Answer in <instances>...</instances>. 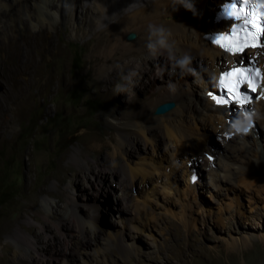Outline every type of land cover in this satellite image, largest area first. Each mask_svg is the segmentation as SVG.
<instances>
[{"label": "rangeland", "instance_id": "obj_1", "mask_svg": "<svg viewBox=\"0 0 264 264\" xmlns=\"http://www.w3.org/2000/svg\"><path fill=\"white\" fill-rule=\"evenodd\" d=\"M204 7L203 18H200L202 22L211 17L207 11L208 7ZM170 16L172 20L178 18L176 11L171 12L168 17ZM128 32L137 34L135 28H130ZM89 36L71 34L65 24L58 25L53 39L58 43L59 52L57 55L42 53L39 66L42 75L57 76L61 88L56 93L40 91L26 111L18 117L17 122L4 127V137L0 139V223L3 218L15 215L14 209L22 205L21 216L12 226V231L25 232L27 226L39 231V226L42 225L44 232L48 234V241L41 249L43 261H39L38 264H264V168L262 172L248 175L249 181L252 180L251 184L241 183L247 180L242 179L246 178L242 177L247 170L245 159L240 153L223 147V142L219 140L217 134L221 127L219 124L215 127L213 123L202 121L201 118L188 121L190 123L188 132L193 141L191 140V146L185 149L183 146L176 151L168 140L164 128L146 133L149 138L152 136L150 141L146 142L145 149L142 148V141L141 144L136 141L137 145L129 139L128 141L122 137L119 139L118 130L107 122V119L112 120L107 114V109H114L117 117L134 123L135 109L141 101L152 97L153 92L152 90H147L144 94L136 92L135 100L131 103L125 100L128 90H118L107 98L100 87L91 83L95 76L86 55V48L90 42L86 41V38ZM124 40L130 41L125 37ZM46 42L47 39L38 37L33 45ZM30 52L37 54L38 51L33 49ZM244 52L242 54L244 61L252 59L261 68L264 81V63H259L257 56L251 57L253 56L251 52L247 50ZM205 65L206 62L203 63L201 71L206 68ZM224 68H228V64ZM16 69L15 50L8 52L4 58L0 49V96L4 92L2 76L6 75L9 81L15 82L19 78ZM188 74L190 81L199 82L194 71ZM127 76L128 73L121 74V78ZM145 76L144 72L142 79ZM206 80L210 89L215 90L213 74L210 77L206 76ZM114 87H117V83H114ZM237 111L238 109L234 108L228 120L233 116L239 118ZM222 119L228 122L225 117ZM253 122L259 125L255 117ZM260 129L264 131L263 126ZM109 132L115 139L110 143V157L106 156L105 151L102 152L103 161L114 167L119 162L126 168L128 166L129 175L132 173L133 185L126 187L128 185L125 180H128V176L119 178L114 175L104 179L103 189L100 188L98 194L94 196L84 186L86 182L80 181L68 187L71 170L75 172L74 177L79 179L81 175L89 173L88 169L96 164L90 152H85L82 144L92 136L106 140ZM260 139L258 144L264 156V137L262 145ZM119 142H122L121 148ZM204 147L211 155L213 166L208 163L210 167L203 158H200L198 164L193 165V174L190 175L189 182H186L182 165L189 164V161L186 163L190 156L189 149L196 150L199 157H204V154L201 155ZM76 148L79 149L76 152L77 156L82 157L84 161L79 165L68 159ZM219 153L222 155L221 158ZM207 155L205 154L204 158ZM238 163L239 165H235ZM140 165L142 171L137 168ZM170 165L172 169L169 168ZM134 169L142 173L139 171L136 173ZM225 169L232 172L230 179L233 186L235 185L233 188L230 187L231 183L229 185L220 180L222 172L226 173ZM65 171L68 176L59 179ZM166 181L170 183L167 190L171 195L165 191ZM51 183L55 186L50 187ZM163 191L165 193H162ZM123 193L127 196L124 199L125 207L134 215L128 214L129 211L121 212L115 209L116 198L121 201ZM27 200L29 204L25 202ZM71 201H74L73 206L83 219L80 222L84 225L83 232L86 238L88 236L90 240L92 239V243L73 249V253H64L60 250H64L66 242L60 234L66 232V229L58 222ZM92 202L96 205V217L91 219L89 205ZM26 218L29 223L25 222ZM89 219L95 222L96 234L89 229L86 222L90 221ZM66 223L72 225L71 221ZM74 233L79 234L77 229ZM36 236L35 239H38L39 236ZM8 247L11 250H8ZM26 247L23 244L18 248L5 233L0 236V255L4 254L7 264L12 260L17 261ZM31 250L28 249L32 252ZM18 263L37 264L34 260L24 258Z\"/></svg>", "mask_w": 264, "mask_h": 264}, {"label": "bare ground", "instance_id": "obj_2", "mask_svg": "<svg viewBox=\"0 0 264 264\" xmlns=\"http://www.w3.org/2000/svg\"><path fill=\"white\" fill-rule=\"evenodd\" d=\"M227 1L228 0H193L198 12V15L195 17L191 11L186 10L183 6L176 5L175 7L180 6L179 11H176L178 18L172 20L171 16L168 17V15L174 11L172 0H0L1 55L5 58L8 52L15 50V55L17 57L16 74L19 77L15 82H11L7 79L6 75L2 76L4 92L2 96H0V139L4 137V127H7V125H14L17 122L18 117L26 111L33 98L40 91L47 90L48 92L56 93L61 88L57 76L42 75L39 63L40 55L44 52H47L50 55L58 54V43L53 39V34L59 24H65L69 27L71 34L80 33L82 36L90 35L86 38L87 40H85H90L89 45L86 48V55L90 60L89 67H91L95 76V80L91 81V83L100 87L107 98H110L112 94L118 91V88L114 87V83H117V86L120 85L123 89L129 91L128 95L125 96L127 103H131L135 100L136 92L140 91L143 94L146 93L147 90H152L153 92L152 97L143 100V102L141 101L135 109L134 123L123 120L122 117H117L114 109H107V114L113 120L107 119V122L118 130L119 139L122 137L127 141L129 139V141L133 143L136 141H139L138 143H140L142 141V148L145 149L146 142L150 141L152 136L151 135L149 138L146 133L149 134L153 130L164 128L166 136L169 138L168 140L174 145V148L177 151L182 149L181 147L183 146L184 149L191 146L192 137L188 132L190 126L188 121L191 119L194 121L196 118H201L202 121L213 123L215 127L219 124L221 127L218 129L219 131L217 130V134L220 137L219 140L223 142V147L233 152H237V154L240 153V156L245 159L244 162L247 166L245 169L247 170L245 171L243 169L245 175L242 177L246 178L239 177L247 180L246 182L244 180V182L241 183L251 184L252 180L249 181L250 177H248V175L262 172V169L264 168V156H262L258 144V140L261 138L260 144L262 145L264 137V135L261 137L262 134H264V131L260 129L261 126L264 127V81L258 86L256 93L251 92L252 96L248 100L239 99L224 104H216L214 98L217 97V93L215 90L210 89L208 81L206 80V76L210 77L211 74H213L214 80H216L220 72H223L232 66L244 64V57L242 55L245 53L244 51H227L212 44L206 37L207 35L212 34L213 31H221L229 27V23L225 18L217 19L216 17L217 13L223 8V4ZM204 6L208 7L207 11L211 16L206 22L200 21V18L202 17V8ZM105 16L107 19L104 18ZM98 20L102 21L106 27L98 28ZM149 24L163 25L170 31L171 35L169 37V42H174L176 59H180L185 55L191 58L189 67L196 73L195 75L198 76V83L189 80L188 71L182 72L178 67H175V70H173L175 61L169 59L166 51L161 50L162 54H158L155 57L150 55L149 50L147 49ZM221 26L223 27L220 28ZM130 28H135L137 34L135 33V37L130 41H125L124 37ZM38 37L47 39L46 44L39 43V45H33ZM33 49H37V54H32L30 52ZM247 52H251L253 55L251 57L257 56L259 58V63H264V44L262 42L249 47ZM205 62L206 68L201 71L203 63ZM226 64H228V68L225 69L224 66ZM144 72L146 73V76L142 79ZM125 73H128V76L134 73V75L131 76L130 82L121 78V74ZM203 73H206V76ZM258 95H260V97H258ZM165 101H173L175 104L174 107L165 114L154 115L153 110L155 106ZM240 101L242 102L240 103ZM13 104H15V106H12ZM234 108L238 109L237 114H239V118L236 116L233 117H236L239 120H241V115L244 111L253 110V119L255 117L259 125H251L247 130L235 127L232 122L233 117L228 120L229 116L234 112ZM130 115L132 116L133 114L131 113ZM223 117H225L228 122L224 121L222 119ZM193 124L195 126L194 122ZM138 137L140 139H138ZM114 139V135L109 132L106 140H100L99 137L96 136H92L85 140L82 147L85 152H90L96 164L94 167L87 168L89 173L81 175L79 179L74 177L75 172L71 170V177H69L67 184L68 187L80 181L81 183L86 182L84 186L90 191L91 195L94 196L95 194H98L100 188L103 189L102 184L104 179L107 176L111 177L114 175H117L119 178L128 176V180H125L127 181L126 185H128L126 187H131L133 185L134 181L132 179V173L129 175L128 171L130 169H127L128 166L126 168L124 164H120L119 162V164L114 167L103 161L104 151L106 156L110 157V143L113 142ZM130 142L129 144H131ZM118 144L121 148L122 142H119ZM112 149L114 150V148ZM119 150H117V152ZM199 150L201 151V149ZM202 150V154H199H204V157L205 154H208L206 158L203 156L199 157L200 155L198 156L196 150L189 149V160H187L188 158L186 159V163L189 161V164L187 163L188 166L185 165V163L182 165L184 168L182 171L186 176H184L186 182H189V177L193 174V165H197L200 158H203L204 160H202L206 161L207 164H211V155L206 151L205 147ZM78 151L79 149L76 148L68 158L75 161L77 165L84 162L82 157L77 156L76 152ZM122 152L123 151H121V153ZM216 156L217 154L215 157ZM220 156L222 157L219 153V157ZM235 165H239V163ZM232 166L231 168H234ZM140 167L142 169L141 165L137 168L142 171ZM143 167H145V165ZM169 168L172 169L171 165ZM224 168L225 167H223V169ZM239 169L241 170V168ZM137 171L135 170L134 172L137 173ZM229 171L226 170L225 174L222 172V176L219 178L221 181L228 184L231 183V185H229L233 188L235 185L233 186V182H231L232 180L230 179V174L232 172ZM146 172L149 173V171ZM65 176H68L66 171L59 177V179H63ZM238 183H240V181ZM166 184L167 187H165V191L168 193L169 191L167 188L170 184L169 181H166ZM53 186H55V184L51 183L50 187ZM162 193L165 192L163 191ZM184 193L185 192H183V195ZM119 197H121L120 194ZM125 197L127 196L123 193L121 201L116 198L117 203L115 209L121 212L129 211L128 214H133L131 210L125 207ZM25 202L29 204V200ZM26 203L24 204L27 205ZM73 205L74 201H71L69 206L66 205L67 210L61 214L60 219L58 218V224L62 223L66 229V232L63 231L60 234L64 237L66 242L64 250H60L64 253H73V249L76 250L83 244L90 245L92 243V239L90 240L88 236L86 238L83 232L84 225L80 223L83 219L77 213ZM21 207L22 205L17 206V208L14 209L16 211L15 215L10 218H3L0 223V236L4 233L7 234L12 241L16 243L18 248H21L23 244L27 246L24 250L25 252L20 255V258L17 259V261L12 260L8 264H19V260L23 258L34 260L38 264L39 261H43V253L41 252V249L48 241V234L44 232L42 225L39 226V231H35L31 226L25 227V232L12 231V226L21 216ZM89 207L90 218H95L96 205L92 202ZM139 207H141V205ZM133 209L134 208H132V210ZM144 213L146 214V212ZM66 219L69 220L66 221ZM87 220L86 222H88L89 229L96 234L97 230L95 229V222L93 223V220L90 219V221ZM68 221H71L72 225L66 223ZM25 222L29 223V220L26 218ZM75 228L79 234H76L77 232L74 233V230L76 231ZM36 235L39 236L38 239H35ZM120 236L121 235H119V238H121ZM94 239H96V237ZM29 248L32 249V252L28 251ZM8 250H11V248L8 247ZM34 255L37 257H34ZM0 264H7L4 254L0 255Z\"/></svg>", "mask_w": 264, "mask_h": 264}, {"label": "clouds", "instance_id": "obj_3", "mask_svg": "<svg viewBox=\"0 0 264 264\" xmlns=\"http://www.w3.org/2000/svg\"><path fill=\"white\" fill-rule=\"evenodd\" d=\"M172 3L174 5L173 8L174 11H179V7H175V6L180 5L183 6L186 10L191 11L194 17L198 15L193 0H172ZM104 18L107 19L106 16ZM97 27L104 28L106 27V25L103 24L102 21L98 20ZM148 32H149V38L147 43V49L149 50V53L152 57H155L158 54H162L161 50H164L168 53L169 59L175 61L173 70H175V67H178L182 72L192 71V69L189 67L191 63V58L189 56L185 55L180 59H176V55H175L176 49L174 47V42L172 43L169 42V37L171 33L166 27H164L163 25L149 24ZM132 75H134V73L130 74L127 77H124V79L130 82ZM117 88L118 90H125L120 85H118Z\"/></svg>", "mask_w": 264, "mask_h": 264}, {"label": "water", "instance_id": "obj_4", "mask_svg": "<svg viewBox=\"0 0 264 264\" xmlns=\"http://www.w3.org/2000/svg\"><path fill=\"white\" fill-rule=\"evenodd\" d=\"M135 37V33L134 32H128L125 35V39L126 40H131ZM174 102L173 101H165V102H161L158 105L155 106L154 110H153V114L154 115H161V114H165L166 112H168L170 109H172L174 107ZM233 123H238L240 122V120L236 117H233Z\"/></svg>", "mask_w": 264, "mask_h": 264}, {"label": "snow or ice", "instance_id": "obj_5", "mask_svg": "<svg viewBox=\"0 0 264 264\" xmlns=\"http://www.w3.org/2000/svg\"><path fill=\"white\" fill-rule=\"evenodd\" d=\"M245 2H247V0H233V3H245ZM240 17H237V19H239ZM262 42H264V40H262ZM224 74L222 73V76H223Z\"/></svg>", "mask_w": 264, "mask_h": 264}]
</instances>
